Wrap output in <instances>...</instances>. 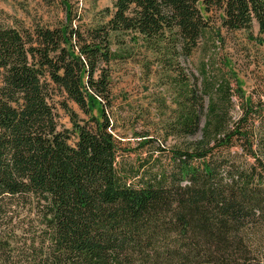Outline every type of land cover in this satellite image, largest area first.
<instances>
[{"label":"trees","instance_id":"trees-1","mask_svg":"<svg viewBox=\"0 0 264 264\" xmlns=\"http://www.w3.org/2000/svg\"><path fill=\"white\" fill-rule=\"evenodd\" d=\"M60 4L56 28L0 26V264L264 257V92L246 98L223 74L200 86L179 62L205 40L212 13L229 32L252 35L256 25L264 44V0H112L109 19L87 28L73 24L81 17L70 0ZM134 49L147 75L155 64L176 86L169 135L200 133L145 174L121 163L128 151L106 114L112 65ZM57 108L71 130L60 129Z\"/></svg>","mask_w":264,"mask_h":264},{"label":"rangeland","instance_id":"rangeland-1","mask_svg":"<svg viewBox=\"0 0 264 264\" xmlns=\"http://www.w3.org/2000/svg\"><path fill=\"white\" fill-rule=\"evenodd\" d=\"M70 1L74 12L81 17V22L75 21L74 25L87 28L109 19L103 11L112 7V0ZM217 16L215 13L210 15V28L205 40L189 59H181L180 65L186 74L198 77L200 86L202 80L210 81L223 74L234 90L237 82L245 97L255 101L264 92V44L260 43L257 27H253L252 35L243 31L229 32L221 27ZM63 21L64 10L60 0H0V26L28 30L35 26L53 29ZM143 57L142 51L134 49L132 59L112 65V106L106 114L113 125L112 133L121 142L122 148L128 151L124 153L121 163L136 171L140 169V173L145 174L144 170L155 172L159 165L167 166L170 150L200 140V133L186 138L175 133L174 136L169 135V124L177 113L176 86L169 85V81L166 83L162 78L163 70L155 64L148 76L143 68ZM171 72L174 77L176 71ZM233 102L237 111L239 100L235 98ZM70 107L80 121L89 120L74 104H70ZM91 110L93 116L100 117L98 103L92 105ZM57 113L60 129L71 130L68 116L59 108ZM148 139L151 143L144 145ZM158 148L165 151L159 152ZM253 243L262 248L260 234L254 235ZM246 256L251 264H264V257L259 258L253 253Z\"/></svg>","mask_w":264,"mask_h":264}]
</instances>
